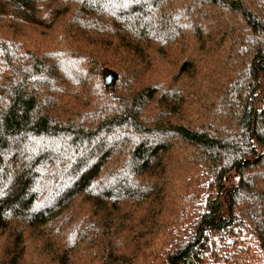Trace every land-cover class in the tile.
Here are the masks:
<instances>
[{"label":"trees","instance_id":"obj_1","mask_svg":"<svg viewBox=\"0 0 264 264\" xmlns=\"http://www.w3.org/2000/svg\"><path fill=\"white\" fill-rule=\"evenodd\" d=\"M73 6L0 37V264H264V0Z\"/></svg>","mask_w":264,"mask_h":264},{"label":"rangeland","instance_id":"obj_2","mask_svg":"<svg viewBox=\"0 0 264 264\" xmlns=\"http://www.w3.org/2000/svg\"><path fill=\"white\" fill-rule=\"evenodd\" d=\"M73 2L74 0H38L35 7L34 19L35 21H42V24L33 25L23 22L20 19V16L15 14L13 9V0H5L0 9V37L16 39L22 42L29 37L34 39L36 36L38 38L41 37V39H45L47 36L45 32H48V36L54 38L55 40L62 38L67 39L65 34L71 30L72 25L74 24ZM68 5H70V7L67 14L63 17L64 19L58 18L59 23L57 25L51 18L52 14ZM33 39H30V41ZM4 50L5 49L0 50V77L1 75H11L6 72V62L9 54H11L10 56H12V58L17 55L16 57L19 59H23L22 56H24V50L17 45H12V49H8L7 52L3 54ZM69 100H72V98H69ZM4 196H6L5 193H3L2 197Z\"/></svg>","mask_w":264,"mask_h":264},{"label":"water","instance_id":"obj_3","mask_svg":"<svg viewBox=\"0 0 264 264\" xmlns=\"http://www.w3.org/2000/svg\"><path fill=\"white\" fill-rule=\"evenodd\" d=\"M116 77H117V76H116V74H115L114 72L109 71V74H108V76H107V78H106V84H107V85H110L111 82H112Z\"/></svg>","mask_w":264,"mask_h":264}]
</instances>
